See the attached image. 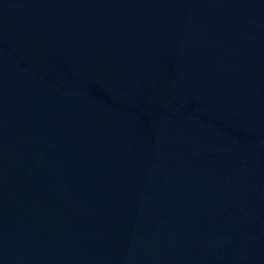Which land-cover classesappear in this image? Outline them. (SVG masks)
<instances>
[{
    "label": "water",
    "instance_id": "1",
    "mask_svg": "<svg viewBox=\"0 0 264 264\" xmlns=\"http://www.w3.org/2000/svg\"><path fill=\"white\" fill-rule=\"evenodd\" d=\"M0 264H264V0H0Z\"/></svg>",
    "mask_w": 264,
    "mask_h": 264
}]
</instances>
